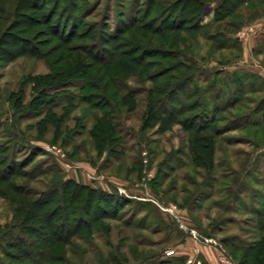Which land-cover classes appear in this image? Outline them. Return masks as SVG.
<instances>
[{
  "label": "rangeland",
  "instance_id": "rangeland-1",
  "mask_svg": "<svg viewBox=\"0 0 264 264\" xmlns=\"http://www.w3.org/2000/svg\"><path fill=\"white\" fill-rule=\"evenodd\" d=\"M28 1L43 11L54 9L56 2ZM64 1L65 6L60 5L51 23L63 18L65 25L68 17L74 18L68 29L74 24L70 30L76 25L78 33L83 34L71 45L82 47L92 42L82 38L90 33L89 36L98 37L99 47L92 45L89 50L95 48L94 54L103 58L106 56L102 45L115 41L111 40L112 33L124 22L141 17V21H151L155 27L176 21L175 13L166 9L172 0H164L148 18L138 12L149 7L148 0H85L80 4L79 0ZM75 1L78 4L75 5ZM14 5L6 1L2 8L10 9ZM213 7L206 9L196 31L182 35L186 36L187 63L195 65L191 72L194 79L182 91L184 94L195 91L197 96L181 104L186 95L178 93L180 103L175 100L174 106H169L186 129L190 125L194 128L209 126L201 135H209L208 140L213 141L212 170L194 163L193 143L179 122L165 132L157 127L141 129L146 93L152 84L139 82L135 76L123 82V93L132 92L131 101L135 105L131 112L120 107L118 113H114L118 142L112 150L107 148L101 155L95 151L90 132L96 112L78 102L77 83V86L75 83L64 85L61 88L64 93L54 99L57 104L52 110L60 115L68 99L73 98V107L61 124L59 139L53 141L52 129L42 139L37 138L33 125L42 115L24 113L18 118L7 98L17 91L24 77L46 74L48 68L44 62L28 57L7 63L0 59L2 174H9L6 165L13 156L18 175L9 181L18 190L31 194V200L42 196L56 180H73L97 191L92 194L95 200L92 209H85L80 215L75 212V216H68L64 223L57 220L59 230L36 227L33 235L22 233L21 237L29 246L58 233L63 241L56 243L55 254H63L67 262L64 264H207L199 250L210 246L219 252V264H224V259L235 264L234 248L253 243L264 234L257 228L259 214L264 213V102L259 106L264 99V0L244 4L218 23L212 17ZM24 14L27 13L19 15L22 16L19 20L29 22L31 15ZM2 16L0 13V18ZM9 17L8 13L3 17L7 22H0L8 27ZM38 23L40 25L28 35L17 34L16 37L14 30L9 36L23 44L53 47L57 42L55 36ZM19 28H23L22 25ZM62 34L66 33L61 30ZM12 41L6 39L3 43L9 46ZM104 49L109 50V46ZM158 70L154 68L151 72ZM251 74L256 77L251 79ZM26 96L28 101L30 87L26 89ZM131 101L128 100V104ZM186 105L189 106L187 111L178 115ZM257 108L263 111L257 112ZM46 110L47 107L43 112ZM13 115L16 122H12ZM15 132L21 133L28 143L23 146L15 140L10 135ZM50 145L60 149L72 167L67 168L58 155L44 149ZM30 146H37L36 152L31 153ZM18 163L23 165L18 166ZM7 184L2 183L0 193ZM9 204L0 195V231L11 224L13 215ZM13 245L24 248L21 241ZM23 250L31 251L28 247ZM4 251L18 261L7 259ZM168 251L174 254L168 255ZM241 253H237L238 257ZM22 257L15 247L0 242V260L21 264ZM23 262L35 264L25 258Z\"/></svg>",
  "mask_w": 264,
  "mask_h": 264
},
{
  "label": "trees",
  "instance_id": "trees-1",
  "mask_svg": "<svg viewBox=\"0 0 264 264\" xmlns=\"http://www.w3.org/2000/svg\"><path fill=\"white\" fill-rule=\"evenodd\" d=\"M6 1H12L15 4L14 7L10 9L2 8ZM83 1L85 0H79V4ZM148 1L149 7L144 11L141 9L138 11L143 12L147 18L157 6L159 7L162 2L164 3V0ZM252 1L254 0H172L166 6V9H170L173 14L175 13L173 17L176 20L175 22L154 27L153 22H144L141 21V17L139 19L134 17L133 20L128 23L124 22L114 31L115 33H112L111 40L115 39L113 43L109 42V44L102 45L104 48L109 46V50L103 48V53L106 56L103 58L94 54L93 50L95 48L89 50L92 45L98 46V37L89 36L90 33L85 34L82 38L91 40V44L88 43L82 47L71 45L73 41L81 39L80 35L83 34L78 33L79 28L76 25L74 29L70 30L74 24L68 29L69 22L71 20L75 21L74 18L68 17L65 25L63 24V18L56 20L57 23L55 24L51 23L52 19L57 16L60 5L65 6L66 2L64 0H56L54 9L50 11L39 10L34 3L28 0H0V13L3 14L0 20L7 22L8 19L3 17L8 13L10 14L8 27L0 22V52H3V57H0V59L7 63L19 57H28L44 62L48 68L46 74L24 77L19 82L17 91L8 96L7 102L11 105L14 113L18 115V118L23 116L24 113L42 115L33 125L37 138L42 139L47 131L52 129L53 141L55 142L59 139L62 122L67 118L73 107V98L68 99L60 115L52 110V106L57 104V100L54 99L64 93L61 89L64 85L68 83H75L76 85L77 83L79 85L76 93L78 102L87 105L89 110L96 112L93 116L94 124L90 137L95 151L101 155L107 148L112 150V147L118 142L117 131L113 125L114 113L117 114L120 107H126L131 112L135 105V102L131 101L133 98L132 92L123 93L125 91L123 82L135 76L139 82L148 81L152 84V87L146 93L145 112L141 129L146 130L157 127L165 132L171 125L179 122L175 117L177 113L169 108V106H174L175 100L180 103L181 99L177 98V94L186 95L181 104L197 96L195 91H191V93L187 91L186 94L182 91L194 79L191 72L195 66L187 63L188 55L184 51L186 50L184 45V37L186 36H182L183 33L196 31L199 26L198 22L211 5L214 6L213 20L218 23L232 16L244 4H249ZM74 3L75 5L78 4L76 1ZM45 5H50V3H45ZM22 13L31 15L29 22L23 23L19 20L22 17L19 15ZM38 22L46 27L50 35L55 36L53 38L57 42L53 47L44 48L46 46L36 43H34V46L31 43L23 44L20 42L21 40L9 36L15 31L16 35H28L31 29H35L40 25ZM20 25L23 28L20 29ZM5 27L8 30L5 31ZM61 30L62 33H66L65 36L61 35ZM7 31L10 32L5 34ZM126 36L128 37L126 38ZM31 38L34 40L35 36H31ZM6 39H13L9 46L3 43ZM154 68L160 70L151 72ZM28 87H30V99L26 101V89ZM51 94H54V97ZM128 100L131 101L130 104H128ZM263 102L264 99L260 101L259 106H262ZM195 105L198 104L195 103ZM45 107H47V110L43 112ZM188 107L186 105V108L180 109L178 115L181 116L185 113ZM257 109V112L263 111ZM11 118L12 122H16L14 115ZM179 123L184 127L181 122ZM208 129L209 126L201 125H198L197 128L192 125L187 129L184 127V130L189 133L191 143H193L192 160L194 163L206 165L207 169L212 170L214 167L213 141L208 140L209 135L204 137L201 135L203 131ZM10 135L15 140L20 141L19 143L23 146L28 143L21 136V133L15 132ZM206 138L208 143L201 144L206 142ZM38 140L36 139V141ZM31 149V153L36 152L37 146L31 147ZM2 161L3 159L0 158V166L4 163ZM21 165L23 164L18 163V166ZM14 167H16V161L11 156L6 165L9 174L3 175L0 170V189L3 188L2 183L8 182L5 190L1 191L0 195L10 203L9 206L12 208L13 215L10 226L0 231L1 244L15 247L19 254L23 255L22 259L19 260L21 264L24 263V258L25 260L30 259L35 264L36 262L38 264L67 263L62 253L55 254V250H57L56 243L63 241L58 238V233L48 239L42 238V240H38V244L33 243L31 246L21 237L22 233L28 232L33 235L36 233V227L46 231L57 230L58 224L67 221L68 216H75V212L80 215L85 209L90 211L95 203L92 194H96L97 191L73 180H56L51 183L42 196L31 200L29 198L32 196L31 194H25L23 191L18 190L9 181L18 175ZM48 207L53 209L49 210ZM84 213L86 212L84 211ZM259 217L260 223H258L257 228L259 232L264 233V213L259 214ZM66 238L68 239V237ZM18 241L23 243L24 248H30L32 252L30 251V253L20 246L13 245ZM36 251H39V254H36ZM239 251H242V253L238 257L237 253ZM4 253L7 259L14 262L18 261V258L11 254H7L5 251ZM233 256L235 257L233 258L235 264H264V234L253 243L234 248ZM0 264L8 263L0 260Z\"/></svg>",
  "mask_w": 264,
  "mask_h": 264
},
{
  "label": "crops",
  "instance_id": "crops-1",
  "mask_svg": "<svg viewBox=\"0 0 264 264\" xmlns=\"http://www.w3.org/2000/svg\"><path fill=\"white\" fill-rule=\"evenodd\" d=\"M256 76H253L251 74V79ZM200 254L203 256L207 264H219V256L217 253H219L215 248L213 247H201V250H199Z\"/></svg>",
  "mask_w": 264,
  "mask_h": 264
},
{
  "label": "built area",
  "instance_id": "built-area-1",
  "mask_svg": "<svg viewBox=\"0 0 264 264\" xmlns=\"http://www.w3.org/2000/svg\"><path fill=\"white\" fill-rule=\"evenodd\" d=\"M44 149H45L46 151H48V152H51V153H53V154L58 155V157L64 162V165H65L67 168L72 167L71 164H69V163H67V162L65 161L64 154H63V153L61 152V150L58 149L55 145L46 146V147H44ZM91 179H93V178L91 177ZM167 253H168V255H173V254H174V251H168ZM224 264H231V263H230L227 259H224Z\"/></svg>",
  "mask_w": 264,
  "mask_h": 264
}]
</instances>
